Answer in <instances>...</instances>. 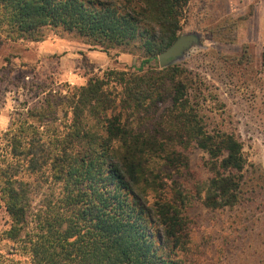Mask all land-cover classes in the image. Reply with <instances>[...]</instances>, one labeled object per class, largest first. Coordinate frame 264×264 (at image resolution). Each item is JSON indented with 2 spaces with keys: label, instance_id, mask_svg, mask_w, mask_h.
Masks as SVG:
<instances>
[{
  "label": "trees",
  "instance_id": "1",
  "mask_svg": "<svg viewBox=\"0 0 264 264\" xmlns=\"http://www.w3.org/2000/svg\"><path fill=\"white\" fill-rule=\"evenodd\" d=\"M187 3L0 0V12L15 41H43L44 29L74 33L107 55L140 51L141 71L179 37ZM181 73L107 69L65 95L49 91L11 124L0 141V205L10 221L1 238L15 248L0 264H185L192 198L174 174L200 149L211 173L201 205L230 208L245 161L237 139L207 134L186 113Z\"/></svg>",
  "mask_w": 264,
  "mask_h": 264
},
{
  "label": "rangeland",
  "instance_id": "2",
  "mask_svg": "<svg viewBox=\"0 0 264 264\" xmlns=\"http://www.w3.org/2000/svg\"><path fill=\"white\" fill-rule=\"evenodd\" d=\"M2 16L0 12V141L11 124L49 91L65 95L107 69L135 74L160 69L157 58L136 71L143 54L134 48L132 53L116 48L109 51L111 65L102 69L83 59L79 71H72L80 79L86 78L84 84L78 78L70 83L60 76V56L38 57L36 42L15 41ZM42 33L43 41L53 36L72 41L75 53L85 54L82 49L92 48L74 33L51 29ZM184 35H193L196 41L169 66L182 72L179 79L185 84L189 103L186 113L194 116L207 134L237 139L245 165L239 174V203L210 210L199 199L211 177L208 155L195 147L188 150L189 169L173 176L192 198L187 213L190 241L182 260L185 264H264V0H188L181 13L179 36ZM115 51L132 55L139 65L123 66ZM167 106L170 104L160 112ZM9 223L0 205V256H8L15 248L1 238Z\"/></svg>",
  "mask_w": 264,
  "mask_h": 264
},
{
  "label": "crops",
  "instance_id": "3",
  "mask_svg": "<svg viewBox=\"0 0 264 264\" xmlns=\"http://www.w3.org/2000/svg\"><path fill=\"white\" fill-rule=\"evenodd\" d=\"M36 44L37 45L34 47L38 57L52 55L60 56L59 60L62 68L60 76L70 81V83H75V79L78 78L79 82H83L84 84L86 78L82 77V79H80L81 76L79 77L77 75H74L72 71L73 68L75 69V71H79V68L77 66L81 63V61H83V59H86V62L89 65H95V68L97 70L102 69V67L111 65L110 57L106 53L89 48L85 44H81V47H87L85 48V50L82 49L85 54L73 52L72 50L74 43L72 41L59 39L54 36L53 38H49L45 41L36 42ZM115 53L116 60L119 61V63H122L123 66L132 67L139 65L137 64V60L132 55L119 51H115ZM65 65H67V67H65Z\"/></svg>",
  "mask_w": 264,
  "mask_h": 264
},
{
  "label": "water",
  "instance_id": "4",
  "mask_svg": "<svg viewBox=\"0 0 264 264\" xmlns=\"http://www.w3.org/2000/svg\"><path fill=\"white\" fill-rule=\"evenodd\" d=\"M193 35L179 36L176 41L158 56L160 69L168 67L174 60L178 59L183 52L195 42Z\"/></svg>",
  "mask_w": 264,
  "mask_h": 264
}]
</instances>
